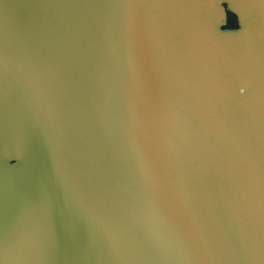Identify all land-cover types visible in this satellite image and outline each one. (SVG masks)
Masks as SVG:
<instances>
[{"label": "water", "instance_id": "95a60500", "mask_svg": "<svg viewBox=\"0 0 264 264\" xmlns=\"http://www.w3.org/2000/svg\"><path fill=\"white\" fill-rule=\"evenodd\" d=\"M0 264H264V0H0Z\"/></svg>", "mask_w": 264, "mask_h": 264}, {"label": "trees", "instance_id": "16d2710c", "mask_svg": "<svg viewBox=\"0 0 264 264\" xmlns=\"http://www.w3.org/2000/svg\"><path fill=\"white\" fill-rule=\"evenodd\" d=\"M236 27V19L233 15L228 14L227 19V28H235Z\"/></svg>", "mask_w": 264, "mask_h": 264}, {"label": "snow or ice", "instance_id": "6c2138e0", "mask_svg": "<svg viewBox=\"0 0 264 264\" xmlns=\"http://www.w3.org/2000/svg\"><path fill=\"white\" fill-rule=\"evenodd\" d=\"M244 92V89H241V93Z\"/></svg>", "mask_w": 264, "mask_h": 264}, {"label": "clouds", "instance_id": "9594fccd", "mask_svg": "<svg viewBox=\"0 0 264 264\" xmlns=\"http://www.w3.org/2000/svg\"><path fill=\"white\" fill-rule=\"evenodd\" d=\"M242 94H243V92H242Z\"/></svg>", "mask_w": 264, "mask_h": 264}]
</instances>
